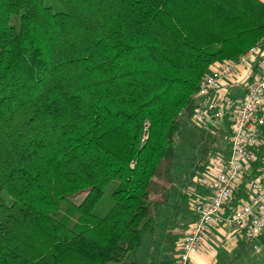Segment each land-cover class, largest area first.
Masks as SVG:
<instances>
[{
  "label": "trees",
  "instance_id": "16d2710c",
  "mask_svg": "<svg viewBox=\"0 0 264 264\" xmlns=\"http://www.w3.org/2000/svg\"><path fill=\"white\" fill-rule=\"evenodd\" d=\"M263 41L262 0H0V264H137L161 229L176 253L193 93Z\"/></svg>",
  "mask_w": 264,
  "mask_h": 264
},
{
  "label": "built area",
  "instance_id": "2783aa9c",
  "mask_svg": "<svg viewBox=\"0 0 264 264\" xmlns=\"http://www.w3.org/2000/svg\"><path fill=\"white\" fill-rule=\"evenodd\" d=\"M230 83L240 91L224 92ZM193 98L190 120L205 131L228 121V143L204 180L209 197L193 200L194 218L184 230L173 264H190L191 254L198 251L212 223L232 226L233 238L254 239L264 233V41L236 58L213 62ZM241 184L245 197L230 204Z\"/></svg>",
  "mask_w": 264,
  "mask_h": 264
},
{
  "label": "rangeland",
  "instance_id": "374dc122",
  "mask_svg": "<svg viewBox=\"0 0 264 264\" xmlns=\"http://www.w3.org/2000/svg\"><path fill=\"white\" fill-rule=\"evenodd\" d=\"M228 127V121H224V124L220 126V128L213 129L212 131H203L191 120H188L187 124L183 125V128L185 129L184 132L189 134L191 139L189 140L190 143L183 144L185 149H180L177 151L178 159L176 164L177 166H180V168L183 166L186 170L184 177L185 179L186 176H189V174L194 171V173H192V180L194 183H190V185H187L184 188L180 187L181 190L186 193L182 197H178L179 192L176 191V183L175 187L173 188V194L178 197L174 199L175 203L182 205L179 208H174L175 225L173 231L176 243L183 236L186 223L185 221L190 215V209L192 207L193 200H195L198 192L201 190V181L206 180L209 176V173L212 172L215 158L224 153L227 149L229 131ZM209 144H211V147L209 150H205L206 146L208 147ZM198 163L200 164V167L196 168L195 170V166ZM178 172L181 171L178 170ZM178 176L181 177V175ZM115 184L116 180H112L105 186L103 195L94 206V213L103 215L110 207L113 201L111 197V191L113 190ZM3 195L7 202L12 200L11 195H8L6 191L3 192ZM81 196L82 194H77L73 197V199L77 201L79 198H81ZM167 210L168 209L166 205L161 206L157 216L159 221L164 220ZM164 232L165 229L159 230L156 238L150 233L145 234L136 252L137 264H149L148 261L150 256H152V258L159 257L165 259L172 254L173 247L171 244V239L166 238L161 240ZM261 237L262 238L258 237L257 239L253 240V242L250 241L244 243L242 245V253L239 256L233 257V259L228 258V264H264V236ZM155 240H159L160 243L155 244ZM176 243L174 242V244ZM252 243H256L257 247L253 245L252 248ZM253 250L256 252L251 253Z\"/></svg>",
  "mask_w": 264,
  "mask_h": 264
},
{
  "label": "crops",
  "instance_id": "0c3cea01",
  "mask_svg": "<svg viewBox=\"0 0 264 264\" xmlns=\"http://www.w3.org/2000/svg\"><path fill=\"white\" fill-rule=\"evenodd\" d=\"M264 1V0H262ZM235 84H227L222 89L227 94L239 92L240 89L235 87ZM206 182V181H205ZM198 185V184H197ZM200 185V184H199ZM210 195L209 188L204 184V180L201 184V190L198 192L196 198H208ZM190 222V221H189ZM234 231L232 226L212 223L206 233L204 234L200 247L197 252L191 254L190 264H228V258L239 256L242 253V245L246 242H250L255 239L262 238L264 233L257 238L250 239L239 235L237 238L231 236V232ZM256 244V243H254ZM177 248V247H176ZM253 248V243H252ZM256 252L253 250L251 253ZM175 253L173 252L172 255ZM159 264H173L169 258H159Z\"/></svg>",
  "mask_w": 264,
  "mask_h": 264
}]
</instances>
